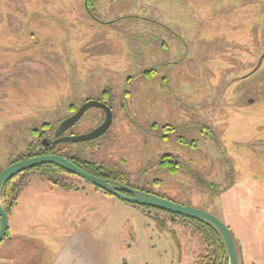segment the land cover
<instances>
[{"label":"rangeland","instance_id":"obj_1","mask_svg":"<svg viewBox=\"0 0 264 264\" xmlns=\"http://www.w3.org/2000/svg\"><path fill=\"white\" fill-rule=\"evenodd\" d=\"M84 2L0 0V171L38 152L40 138L105 88L113 112L106 133L57 151L218 217L230 226L240 261L264 264V235L246 234L264 205V80H240L231 100L226 89L264 54V0H87L88 11ZM149 67L155 76L140 74ZM245 91L257 102L241 104ZM102 119L90 108L66 134L89 132ZM24 173L8 213L14 241L0 264H53L65 246L78 252L71 264L200 258L202 236L181 218L70 173L55 174L60 191L48 171Z\"/></svg>","mask_w":264,"mask_h":264},{"label":"water","instance_id":"obj_2","mask_svg":"<svg viewBox=\"0 0 264 264\" xmlns=\"http://www.w3.org/2000/svg\"><path fill=\"white\" fill-rule=\"evenodd\" d=\"M90 108L100 109L103 112L102 121L89 132L80 134L71 133L69 135L64 134L83 116L85 111ZM112 119L113 112L107 104L98 100H87L81 104L71 116L62 119L56 126H54L53 131L51 132V138H54V140L44 138L42 139V143L44 145L50 143L61 145L66 143H84L94 140L106 133L112 123ZM42 164H53L70 174L86 180L88 183L102 191L131 204L159 209L185 217L198 219L207 223L218 232L222 239L226 252L227 264H238V256L233 236L227 225L218 217L201 209L187 205H180L156 194L133 188L115 179L103 178L88 173L68 158L56 153L36 155L15 161L0 171V242L3 240L8 230V217L1 202V191L3 186L16 174ZM5 260L7 259L0 256V262Z\"/></svg>","mask_w":264,"mask_h":264},{"label":"flooded vegetation","instance_id":"obj_3","mask_svg":"<svg viewBox=\"0 0 264 264\" xmlns=\"http://www.w3.org/2000/svg\"><path fill=\"white\" fill-rule=\"evenodd\" d=\"M84 6H85V9H86V11H88L87 9H88V7H87V0H85V2H84ZM182 9H184V7H182ZM185 13H183L182 15H184ZM182 18H184V17H182ZM174 37H176V36H174ZM231 41V40H230ZM183 46H184V44H183ZM160 47L161 46H158L157 48H156V50H158V49H160ZM164 47H167L166 45H164ZM136 49H139V48H135V50ZM138 52L140 53V54H142V50L141 49H139L138 50ZM143 58H144V56H143ZM142 58V56L139 58V60H141V59H143ZM263 60H264V54L263 55H261L260 56V59L258 60V62L256 63V65L254 66V68L253 69H251V71L250 72H248V73H246V74H243V75H240V76H234V77H232V79L230 80V84H231V87L230 88H226L227 89V94H228V100H231V98H230V96H229V92L230 93H234V90L239 86L238 84L237 85H235L237 82H239L240 80H245V81H247V78H250L251 76L252 77H255L256 75H260L259 76V78L262 80H264V64H263ZM174 61V60H173ZM175 61H177V60H175ZM167 63H171V62H167ZM157 69H156V67H154V68H152V67H149V68H147V70H143V72H141L140 74H142L143 76H145V77H153V76H155L157 73V71H156ZM162 79H166V80H168V77H167V75L166 74H162L161 76H160ZM127 78H128V76H127ZM130 78V77H129ZM247 83V82H246ZM167 85H168V82H166V87H167ZM106 93H107V90L104 88V89H102V91H101V93H100V95H99V97H97L96 99L98 100V101H101V102H104L105 104H107L109 107H110V103L109 102H105V99H104V97L106 96ZM241 104H245V103H255V102H257V97H247V91H245L244 92V96H243V98H241ZM111 108V107H110ZM77 109V108H76ZM75 108H73V112H72V114L74 113V110H76ZM112 109V108H111ZM212 109V108H211ZM214 109H212V111H213ZM211 113V112H210ZM208 114H209V112H208ZM214 121V118H212V122ZM60 122V121H59ZM199 124V123H198ZM198 124H196L194 127H197V131H198V133L203 137V134H204V129L203 128H201V127H199V126H197ZM166 128H168V129H171L169 126H167ZM53 131V130H52ZM52 131H50L49 133H50V139H52V140H54V138H51V132ZM67 133V131L64 133V134H66ZM169 137V136H167V135H163V137ZM205 136L206 137H211V134H209V133H207V135L205 134ZM183 137H184V139H182V137H180L179 138V141H184V143H185V138H186V136H185V134H183ZM100 137H98V138H96V139H94V140H91V141H95V140H97V139H99ZM205 140H207L206 138H204ZM91 141H88V142H91ZM188 141H191V143L190 142H187L190 146H194V143L195 142H197L196 141V138H191L190 140H188ZM84 143H87V142H84ZM63 145H67V144H61V145H54V144H52V143H50V144H47V145H44L43 143H42V139L40 138L39 140H38V143H37V147H39V149H37V150H39L38 152H36L35 154H30L28 157H33V156H36V155H42V154H52V153H56V154H58V155H61V156H64L63 154H61V152H59V151H57L58 150V147H60V146H63ZM44 151V152H43ZM65 154V153H64ZM65 155H67V154H65ZM27 157V158H28ZM64 157H66V156H64ZM25 159H26V157H24ZM23 158V159H24ZM67 158V157H66ZM69 159V158H68ZM72 159V160H71ZM71 159H69L70 161H72V162H74V163H77V165H82V167H84V168H82V169H84L85 171H87L88 173H91V174H93L94 172H96V171H91L90 169H88V164H86V163H81V162H79V161H77L75 158H71ZM20 160V158L19 159H16V160H14V161H12L11 163H13V162H15V161H19ZM49 165H53V164H49ZM36 166H39V165H36ZM36 166H34L33 168H30V169H27V170H24V171H22V172H20V173H18V174H16L15 176H13L10 180H12L15 184H17L18 186H20V188H21V186L23 185V181H24V178H23V176H24V172H27V171H32V170H38V171H42V173L43 172H45V171H48L49 173H50V175L52 174L53 176H55V174L56 173H68V172H66V171H64V170H58V169H56V168H47V169H42V168H38V167H36ZM55 166V165H54ZM57 167V166H56ZM86 167V168H85ZM58 168V167H57ZM24 173V174H23ZM73 175V174H72ZM94 175H96V174H94ZM98 176V175H97ZM107 177H104L103 176V178H111V179H115V180H117V181H120V182H122V183H124V184H126V185H129L128 183H126L123 179H121V178H119V177H109V175H106ZM100 177H102V176H100ZM16 179V180H15ZM52 180H54L53 181V184L55 185V186H57V182H59L58 180H57V177L55 176V177H53V179ZM16 181V182H15ZM62 183V182H61ZM232 186V185H231ZM230 186V187H231ZM95 187V186H94ZM263 187L264 186H262V196L264 197V189H263ZM95 189H99V188H97V187H95ZM99 190H101V189H99ZM102 191V190H101ZM103 193H105V194H108V193H106V192H104V191H102ZM238 194H239V200L241 199V197H244V198H246L247 196H248V192L247 191H245L244 189L243 190H240V191H238ZM134 206H138V205H135V204H133ZM13 208V207H12ZM12 208L10 209V211L12 210ZM264 205H262V215H261V217L258 219V220H256L255 219V221H253V219H252V217L250 218V223H249V226H251L250 227V229L246 232V234H254V235H264ZM6 211V210H5ZM9 211V212H10ZM8 212V213H9ZM240 212V211H239ZM244 212H246V211H244ZM8 213L6 212V214H7V217H8ZM241 213V212H240ZM242 214V213H241ZM242 216H244L243 214H242ZM185 217V216H184ZM184 219V221L186 220V218H183ZM242 219V218H241ZM187 222V221H186ZM261 223V226H258L259 225V223ZM189 224V223H188ZM262 224H263V228H262ZM191 225V224H190ZM192 226V225H191ZM227 227L229 228V230H230V232H231V234H232V231H231V229H230V226H228L227 225ZM198 233V232H197ZM232 236H233V234H232ZM234 239V238H233ZM6 240H8V241H6ZM9 240L10 239H8V230H7V233H6V235H5V237L3 238V240L0 242V253H1V255H5V256H7V255H9L10 254V244L14 241V238H13V241L12 242H9ZM235 241V240H234ZM21 242H22V240H21ZM10 243V244H9ZM2 252H4V254L2 253ZM236 252H237V249H236ZM238 256V255H237ZM246 263V262H245ZM238 264H243V262H241L240 261V259L238 258Z\"/></svg>","mask_w":264,"mask_h":264},{"label":"trees","instance_id":"obj_4","mask_svg":"<svg viewBox=\"0 0 264 264\" xmlns=\"http://www.w3.org/2000/svg\"><path fill=\"white\" fill-rule=\"evenodd\" d=\"M63 146L58 147V149H60ZM61 154H63V153H61ZM63 155L67 157V155H65V154H63ZM69 159H71V158H69ZM36 167L42 168V169L56 168L59 171L62 170L60 168H57L54 165H49V164H42V165H39ZM80 167H82V165ZM82 168H84V167H82ZM93 174H96V175L102 176V177L103 176L107 177L105 174H101L98 172H94ZM19 191H20V186L15 184L12 180H9L3 186L2 191H1V202H2V205H3V207L7 213L16 204ZM143 208H145L147 210H157V211L165 212V213L170 214L173 218L178 217V218H181L182 220H184L183 218H186L185 221H187L189 224H191L194 227L195 231L198 232L202 236V239H203V249L200 253V258H199L198 262L196 261L194 264H227V258H226V252H225L224 244L222 242L220 235L218 234V232L213 227H211L207 223L200 221L198 219H194V218H190V217H184V216H181L178 214H174L171 212H166V211H162V210H158V209H153V208H149V207H143Z\"/></svg>","mask_w":264,"mask_h":264},{"label":"crops","instance_id":"obj_5","mask_svg":"<svg viewBox=\"0 0 264 264\" xmlns=\"http://www.w3.org/2000/svg\"><path fill=\"white\" fill-rule=\"evenodd\" d=\"M73 105V104H72ZM71 105V106H72ZM72 109V107H71ZM54 188L58 191H60V188L57 187V186H54ZM244 198H241L239 201H240V205H238L237 207H240L242 210H241V213L243 212V205H241V202ZM14 207V206H13ZM246 210L248 211V207H246ZM255 211V210H254ZM257 211V210H256ZM259 223V222H258ZM258 226H261V223H259ZM74 245V244H72ZM73 248V246H65L63 247L60 255L58 256L57 260L53 263V264H71L72 262H68V259L70 258L71 256V260L74 261L76 260V256L78 255V252H73L71 253V249ZM262 252L264 253V247H262ZM63 258V259H62ZM67 259V260H66Z\"/></svg>","mask_w":264,"mask_h":264}]
</instances>
